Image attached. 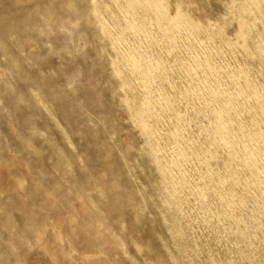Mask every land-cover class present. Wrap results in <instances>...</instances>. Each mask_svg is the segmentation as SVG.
<instances>
[{
	"label": "rangeland",
	"instance_id": "374dc122",
	"mask_svg": "<svg viewBox=\"0 0 264 264\" xmlns=\"http://www.w3.org/2000/svg\"><path fill=\"white\" fill-rule=\"evenodd\" d=\"M166 1L170 6V13L172 14H175L176 10L174 9L177 3L182 4L185 10V13L182 15L184 16L182 19L184 21L181 27L179 26L175 30H172L173 34L169 32V35L167 32H164V29L156 28L158 27L157 25H153L148 28V24H146L147 19L144 12L145 10L143 9L144 7L138 3L137 4L140 6H135L137 1H132V6L130 7L126 0H118V2L117 0H0V264H197L199 260L200 261L198 264H209L210 258H207V256H212L216 262L220 260V262L218 261V264H253V261L258 264H264V250H262L264 249V239H262L264 236V215L262 216V214H264V212L262 213V211H260L257 207H254L257 205V201L260 198H257V196L255 197V194H253L252 191L250 194L248 193V195L247 193L244 194L241 189L242 186L234 182L237 179L245 180L250 176L252 173L250 164L256 165L261 161L260 163H262L264 166V119H262L264 118V113L257 98L247 97L244 94L242 95L240 90H235L236 87L239 89V86L241 87L244 85V77L238 76L236 78V83L235 81H230L232 78L231 74L233 72H237L239 68L248 70L251 72L250 79H255H253V83L256 84V91H258V94L263 97L264 91L262 90H264V60L263 63L261 60L264 59V56L262 58L261 56L256 55L253 51V47H255V43H257L255 36L257 37L259 34L256 32V30L260 29V31H258L263 33L264 22L257 20L258 28H256V30L254 29L253 32L250 31V37L247 39V42L250 46L249 52L252 54H249L247 50H245L241 45L237 44L236 41L233 40V31L236 29L237 23L234 19H232V17L229 16L230 12L234 11L235 13H239L243 10L245 5L244 0ZM107 3L110 5H107ZM125 3H127L129 7L127 4L125 5ZM102 4L104 6H102ZM111 4L113 9L111 8ZM114 5L117 6V9L119 10H117ZM98 6H100V8ZM140 7L144 11L139 9ZM123 8L128 9L126 11V9L123 10ZM129 8H131L130 10L132 14H130ZM262 9H264V1L262 3ZM105 10L111 12L109 14L106 12L105 14ZM112 15L113 17H111ZM134 15L136 17L137 15L139 16L136 18ZM114 17H116L117 20ZM189 17L203 22L209 20V28H211L212 34L207 33L205 26L202 28V24L200 26H196L194 22H189ZM139 18L142 19L140 20ZM225 18L229 19L230 21L226 27H223L224 20L222 19ZM144 19H146V22ZM132 22L137 25H134L135 29L132 27ZM112 23H115L114 26L118 29L115 28ZM125 24L127 26H125ZM128 24L132 25L129 26ZM141 25L142 29H139ZM100 26L105 27V29L103 27L101 28ZM123 26L124 28H122ZM125 27H128L126 30L128 33L125 31ZM183 27H188V30ZM103 29L105 33L101 32ZM128 29L131 30V34H129ZM150 29L152 30L150 31ZM179 30L182 31L179 32ZM190 30H193V33H191ZM181 32L185 35L187 33L190 39L186 35L189 39L187 40L185 35L181 34ZM163 33H165V35H163ZM133 34H135V37ZM158 34L160 36H158ZM174 34L177 37H175ZM121 36H124L125 38ZM137 36L141 38V40ZM161 36L164 40L161 38ZM152 37L155 38L153 39ZM148 38L151 40H147ZM176 38H178V40ZM195 38L199 42H197ZM114 39H116L118 42L116 40L115 41L120 45L114 42ZM130 39H132L134 42ZM204 39L205 42L207 41V43L204 42ZM123 41L126 42L124 43ZM155 41L156 43L160 42L159 44L157 43L159 46L155 43ZM138 44H142L141 47L143 49ZM176 44H179V49ZM229 44L231 45V48ZM132 46L136 48H133ZM162 46L166 49H163ZM183 46L185 49H187L185 50ZM188 46H191V48ZM221 46L223 48H221ZM128 47H130L132 50H130ZM226 48H229V50ZM135 49L136 53L134 52ZM251 50L253 52H251ZM158 51H160V53ZM240 51H242L243 55ZM117 52H120L119 55ZM133 52L134 54H131ZM227 52L229 53L226 54ZM164 53L165 55L167 54L168 57L165 56L164 58ZM128 56L131 59H129ZM132 56H134V58ZM207 56L209 57L207 58ZM153 57H155V59H153ZM192 57H195V59L197 58L198 60L199 58H203L199 60L200 66L198 63V65L195 64L197 59L194 60ZM126 58H128V60H126ZM137 59L140 60L138 61ZM166 59L169 61L165 62ZM182 59L186 60V62ZM207 59L212 65L211 69L213 74H211L209 70V74L207 73V68H205L207 66ZM244 59L249 61L246 63V61L244 62ZM158 60H162L163 62ZM132 61L138 65L140 64L139 66L142 67L144 65L143 68H149L151 67L152 63L157 64V62L160 63L161 67H154L153 69L152 66L150 68L153 70H150V73L152 74L149 73L147 76L150 77H147L143 68H135V63L133 64ZM214 61L216 63H214ZM250 61L254 63L252 64ZM184 62L186 64H184ZM220 62L224 65V67ZM172 64L174 66L176 65L175 68ZM188 64L191 68H188ZM239 64H243L245 67H243V65L239 66ZM182 65L183 69H180ZM193 65L197 67H194ZM261 66L263 67L262 70ZM235 67H237V70H235ZM251 67L253 70L250 69ZM130 69L134 72L131 73L129 71ZM155 69L158 71V73H160L159 75ZM232 69L234 71H232ZM172 70H174V72ZM220 70L224 72L223 75ZM187 72H190L191 74H188ZM163 73H166V75ZM196 73H198L199 76L198 74L195 76ZM209 75L211 77H209ZM169 76L173 77L174 79H171ZM205 76L207 79H204L206 78ZM186 77H188V79ZM217 77H219V79ZM191 79H193L192 84L189 83L191 82ZM238 79L240 81H238ZM149 80L152 81V84ZM157 80L159 81L157 82ZM186 80L187 83L185 84L184 82H186ZM169 81L173 82L170 83ZM240 82H242V84ZM157 83H160V85ZM165 83H167L169 87L166 86L167 84L165 85ZM231 83L232 87L230 86ZM147 84H149V86ZM200 86H202V89ZM261 86H263V88ZM180 88L182 89V92L180 91ZM192 89L194 90L192 91ZM216 89L218 90V96H216L217 98H212L210 96V92ZM223 89H226V91L233 94V104L232 102L229 104L227 103V100L224 96L225 94H223ZM176 91L178 93H175ZM188 92H191V94ZM205 92H208V94ZM195 93L196 96H193ZM161 94L164 96L168 94V98L170 95H173L175 98L172 96V98L170 97L171 102H167L165 100L162 102L160 101V98H158ZM178 96L182 99L180 100ZM145 97L151 98L152 104L155 105L154 114H156L154 116L156 119L153 120V116L147 121L148 129L155 130H153L154 132L148 131L150 134H145L141 127L134 123V120L130 115L132 112H134L135 107L141 104V101H143V98ZM218 99L220 101H218ZM211 101H213L216 105H213ZM224 104L226 106L225 109H227L224 114V119L228 120L230 118L232 122L235 120L234 123H231V121L228 120V122L230 121L229 124L232 130V132L230 131V135H232V137L230 136L231 140L229 139L231 141L230 143L232 144L231 149H227V147L222 142L217 143V145L216 143H211V135L213 134L215 124L212 113L215 112V109L222 108L221 106ZM239 104L242 107H240ZM201 106H203V109H201ZM211 106L214 108V111ZM168 107L170 111H168ZM208 107L209 109H207ZM210 108H212L211 111ZM255 108L258 109L256 110ZM173 109L174 111H172V113L171 110ZM236 110L239 113L236 112ZM158 111H161V113H158ZM251 111L252 114L249 113ZM257 115L259 116L257 117ZM100 116H102V121L99 120ZM182 116L183 118L181 119L180 117ZM189 116L191 119H193L192 121ZM197 117H199L200 120ZM237 118H239V121H237ZM158 119H160V121ZM258 119H260V121ZM161 120H163V123ZM243 120L246 121L244 122ZM180 121L182 122L181 124ZM252 122L254 124H252ZM166 127H168V129ZM176 127H178V129ZM186 128L188 130H185ZM241 130H243L244 133ZM256 131L258 137L255 136ZM260 131L263 132V135L260 133ZM236 132L239 133L238 135H240V137H238ZM201 134H203L202 137ZM245 134H247V136H244ZM157 135L158 137H156ZM244 138L248 140L246 141ZM191 139H193L194 143L191 141ZM258 139L260 145L258 142H256ZM168 140L171 142V144L167 142ZM195 143L196 145H194ZM236 143L237 145L235 147ZM157 145L161 149L157 148ZM180 146L182 147L181 149ZM238 147H240L239 151H236ZM248 147L250 149H247ZM200 149L202 151H200ZM182 150L183 152L185 151V153H187L185 155L187 158L184 157V160H181L183 163H181L180 166L178 165L179 163L176 159L182 155ZM231 150L232 152H236L231 153ZM170 151H172V153ZM219 152H223V155ZM192 153L193 155H191ZM251 153L253 156H249ZM157 154L161 155V157H159V155L158 157L160 159L162 158L166 164H172V162L176 160V167L178 168H176V170H178V174H176V172L175 174L176 176L178 175V178L174 179V181L178 189L174 188L176 192L175 195H172V197L168 193L170 188H166L162 181V175L160 171H157L158 165L155 159ZM206 154H208L207 157ZM244 155L247 156V159L243 158L245 157ZM208 158L210 159L208 160ZM213 158H222V161L220 159L214 160ZM179 159L182 158L180 157ZM255 159L257 161L259 160V162H257ZM189 160L190 162L192 161L191 164L189 163ZM202 160L207 162L204 164ZM226 161L229 162V164ZM199 162L202 165L200 164L199 166ZM219 163L221 164L219 165ZM260 163L257 165L260 168V173L258 172V174L262 176L264 174V167ZM207 164L212 169L214 168L217 171L220 170L221 174L219 173L218 175L225 176L227 175L226 173L231 174V180L228 179L226 181V183L229 184L227 185L225 183V185L231 189H235H233L236 191L235 197H237L238 200L243 198L241 199L240 204H243L245 207L244 208L241 206L242 209L237 208V211L238 209L241 210L238 212V214L236 209L234 211H230L225 205L227 202H224L215 194H211V192L208 193V197L202 196V198L199 199L201 196L199 194V187H195L193 184H197L199 186L201 185L203 181L200 178V175L205 171L207 173L209 168ZM239 164L242 168L239 166ZM222 166L224 168H222ZM180 167L184 172L181 171ZM235 168L239 169L240 171L237 169L235 170ZM243 168H247V172L246 170L244 172ZM198 171H200V175ZM195 176L199 177L196 178ZM185 181L187 182V186L189 183L191 184V187H186ZM205 181L209 182V180ZM177 182H180V184L182 183V187H180V184ZM238 190L241 193L238 192ZM179 194H183L182 198L184 196L185 197L181 199V195ZM194 194L195 196L192 197ZM243 194L250 201H247L248 199H246ZM186 196L189 201L186 199ZM175 197L178 199V202L175 201ZM209 197L211 200H213V202L209 199ZM181 200L184 201L182 202ZM243 202H246V204ZM190 204L194 210L191 209ZM202 204L205 206L201 207ZM208 204L211 206V209ZM240 204H236V206ZM176 206H178V208ZM213 209L214 211H212ZM217 210L219 211L217 212ZM257 210L260 214L257 213ZM203 212H205V217ZM187 213L189 214L188 216ZM207 213L211 214L209 215ZM253 213H255V215H253ZM233 214L235 215V218ZM256 216L260 219H257L259 220L258 222L256 220ZM203 219H206L205 221L209 222L206 223ZM213 219L214 221H212ZM228 220H230L231 224ZM244 220L247 225L244 224ZM255 220L257 225L254 222ZM184 221H187L188 223H186L188 225ZM259 224H261V226H259ZM216 225L217 227H215ZM211 226H213V228ZM231 226L234 228V230ZM222 227L225 232L222 230ZM174 228H177L176 231ZM185 228L187 230H185ZM189 228L190 230L193 228V231H190ZM208 228H210V230ZM241 228L243 229L242 231ZM230 229L233 231L231 232ZM177 230H179L180 233ZM206 230H208V232ZM218 230L220 234L217 232ZM244 230L245 232H243ZM203 231L207 233L205 234ZM247 231H249V234H247ZM215 233L217 236L214 235ZM236 233L240 235V240L238 239L239 235ZM188 234L191 235L189 238H187V236H189ZM211 235L215 238H212ZM208 238H211L210 242ZM241 238H244L246 241L244 239L242 240ZM246 238H250L249 240H251V243L249 240L247 242ZM253 238H255V240ZM193 239L195 240V243ZM198 240L200 241L198 242ZM218 240L219 242H217ZM244 241L247 243H244ZM205 242H207L208 245ZM238 243L240 244L238 245ZM182 244H186V246H183ZM230 244L232 246H230ZM249 244H253L251 245L252 247H250ZM180 245L183 247V249ZM226 245L227 247H225ZM243 245L245 248H247L244 249ZM210 246H212L211 249ZM255 247H257L258 250ZM199 249L201 250L202 254L199 253ZM223 249H226V253L224 254ZM252 249L254 250L252 251ZM259 251L262 254L258 253ZM214 252L217 253L215 254ZM220 252L222 254H220ZM229 252L231 254V259L229 258ZM204 253L206 255L209 253L210 254L206 256ZM190 254L193 257L190 256ZM243 254L245 256H243ZM255 254L258 256H255ZM182 255H185L187 258L185 256L183 257ZM215 256H219L217 257L219 259H217ZM195 260H197L196 263ZM234 260H236V262Z\"/></svg>",
	"mask_w": 264,
	"mask_h": 264
},
{
	"label": "bare ground",
	"instance_id": "6f19581e",
	"mask_svg": "<svg viewBox=\"0 0 264 264\" xmlns=\"http://www.w3.org/2000/svg\"><path fill=\"white\" fill-rule=\"evenodd\" d=\"M127 1V3L129 4V6L131 7L132 6V1H137L134 5L135 6H137L138 4H141V6H143L144 8V10L140 7L139 9H142L144 12H145V16H146V19H147V23L146 24H148V28L149 27H151V26H153V25H157L158 27H156V28H161V29H164V32H167L168 33V35H169V32H171L172 33V30H175L176 28H178L179 26L181 27V25H182V23H183V21L184 20H182L183 19V17L184 16H182L184 13H185V10H184V7L182 6V4H180V3H177L176 4V7H175V9L174 10H176L175 11V14H172V13H170V6H169V4H168V2L166 1V0H126ZM229 1V0H228ZM263 1L264 0H244V2H245V5H244V7H243V10L241 11V12H239V13H235L234 11L233 12H230V14H229V16L230 17H232V19H234L235 21H236V29L233 31L234 32V35L232 36L233 37V40L234 41H236V43L237 44H239V45H241L245 50H247V52L249 53V54H252V53H250L249 52V44H248V42H247V39L250 37V31H252L253 32V30L255 29L256 30V28H258V24H257V22L258 21H260V22H264V9H262V3H263ZM115 2V1H114ZM117 2H118V0H117ZM113 3V2H112ZM124 3V2H123ZM127 3H125V5L127 4ZM138 3V4H137ZM240 3V2H239ZM93 4V3H92ZM96 4V3H95ZM114 4V3H113ZM120 4V3H119ZM118 4V5H119ZM128 4H127V6H128ZM224 4V3H223ZM107 5H110V4H108L107 3ZM122 5H124V4H122ZM102 6H104L103 4H102ZM115 6V5H114ZM126 6V7H127ZM128 6V7H129ZM134 6V7H135ZM138 6H140V5H138ZM93 7H94V5H93ZM93 7H92V9H93ZM99 8H100V6H98ZM121 7V6H120ZM123 7V6H122ZM125 7V6H124ZM95 8V7H94ZM106 8V7H105ZM111 8H112V4H111ZM115 8L117 9L118 7L117 6H115ZM138 8V7H137ZM109 9V8H108ZM113 9V8H112ZM112 9H110V10H112ZM122 9V8H121ZM126 8H123V10H125ZM128 9V8H127ZM127 9H126V11H127ZM131 8H129V10H130ZM226 9V8H225ZM95 10H96V8H95ZM109 10V11H110ZM117 10H119V9H117ZM128 10V11H129ZM134 10V9H133ZM92 11V10H91ZM100 11V10H99ZM113 11V10H112ZM138 11V10H137ZM93 12H95V11H93ZM106 12H108V10H105V14H106ZM111 12V11H110ZM110 12H108V14L110 13ZM115 12V11H114ZM144 12H142V13H144ZM96 13V12H95ZM126 13V12H125ZM128 13V12H127ZM174 13V12H173ZM113 14V13H112ZM116 14V13H115ZM119 14H120V12H119ZM130 14H132L131 13V10H130ZM134 14V13H133ZM135 14H136V12H135ZM139 14V13H138ZM94 15V14H93ZM102 15V14H101ZM100 15V16H101ZM114 15V14H113ZM113 15L111 16V17H113ZM128 15V14H127ZM140 15V14H139ZM139 15H137V17L139 16ZM144 15H142V16H144ZM108 16V15H107ZM115 16V15H114ZM117 16V15H116ZM120 16H123V15H120ZM133 16V15H132ZM131 16V17H132ZM135 16V15H134ZM186 16V15H185ZM68 17V16H67ZM97 17H98V15H97ZM110 17V18H111ZM136 17V16H135ZM134 17V18H135ZM136 17V18H137ZM96 18V17H95ZM114 18H116V17H114ZM190 18V17H189ZM140 20L142 19V18H139ZM139 19H138V21H139ZM146 19H144L145 20V22H146ZM97 20H98V18H97ZM116 20H117V18H116ZM120 20V19H119ZM132 20V19H131ZM144 20H142V21H144ZM222 20H224L223 21V27L225 26H227L229 23V19H227V18H225V19H222ZM258 20V21H257ZM99 21V20H98ZM97 21V22H98ZM128 21V20H127ZM221 21V20H220ZM96 22V21H95ZM113 22H114V20H113ZM118 22V21H117ZM119 22H121V21H119ZM136 22H137V20H136ZM188 22V21H187ZM189 22H194V24H196V26L197 25H203L202 26V28L205 26V29H206V31H207V33H209V34H212V30H211V28H209V26H210V23H209V20H206L205 22H203V21H198L197 19H192V18H190L189 19ZM189 22H188V24H189ZM127 23V22H126ZM130 23H131V21H130ZM133 23V22H132ZM185 23V22H184ZM98 24V23H97ZM113 24V26H114V24L115 23H112ZM142 24V23H141ZM188 24H187V26H188ZM100 25V24H99ZM102 25H103V23H102ZM118 25H119V23H118ZM122 25V24H121ZM129 25V24H128ZM132 25V24H131ZM131 25H129V26H131ZM134 25L135 26H137L136 24H134L133 23V25H132V27L134 28ZM143 25V24H142ZM142 25H141V27L139 28V29H142ZM186 25V24H185ZM190 25V24H189ZM192 25V24H191ZM220 25H221V23H220ZM104 26V25H103ZM102 26V27H103ZM125 26H127L126 24H125ZM144 26V25H143ZM230 26V25H229ZM261 26V25H260ZM101 27V26H100ZM101 27V28H102ZM115 27V26H114ZM121 27V26H120ZM132 27H131V29H132ZM189 27V26H188ZM188 27L186 28V27H183V28H186L187 30H188ZM193 27V26H192ZM104 29H105V27H103ZM115 28H117V27H115ZM122 28H124V26L122 27ZM126 28V27H125ZM128 28V27H127ZM127 28L125 29V31L127 30ZM147 28V27H146ZM155 28V27H154ZM155 28V29H156ZM167 28H169V29H167ZM208 28V29H207ZM104 29L101 31V32H104ZM110 29V28H109ZM118 29V28H117ZM135 29V28H134ZM191 29V28H190ZM199 29V28H198ZM197 29V30H198ZM222 29V28H221ZM101 30V29H100ZM115 30V29H114ZM113 30V31H114ZM120 30V29H119ZM129 30V29H128ZM144 30V29H143ZM152 29H150V31H151ZM194 30V29H193ZM193 30L191 31V33H193ZM204 30V29H203ZM259 31H260V29H258ZM258 30H256V32L257 33H259L258 34V36L256 37L255 36V39H257V43H255L256 45H255V47H253V51H254V53L256 54V55H258V56H261L262 58H263V56H264V32L262 33V32H259ZM107 31V30H106ZM113 31H112V33H113ZM116 31V30H115ZM118 31V30H117ZM124 31V30H123ZM130 31L131 30H129V34H131L130 33ZM135 31V30H134ZM140 31V30H139ZM138 31V32H139ZM158 31V30H157ZM156 31V32H157ZM180 31H182V30H179V32ZM190 31H188V32H190ZM223 31V30H222ZM221 31V32H222ZM262 31V30H261ZM127 32V31H126ZM137 32V33H138ZM141 32V31H140ZM147 32V31H146ZM153 32V31H152ZM155 32V33H156ZM178 32V31H177ZM186 32V31H185ZM195 32V31H194ZM200 32V31H199ZM251 32V33H252ZM105 33V32H104ZM125 33V32H124ZM128 33V32H127ZM143 33V32H142ZM160 33H161V31H160ZM206 33V32H205ZM219 33V32H218ZM107 34H109V33H107ZM114 34H116V33H114ZM119 34V33H118ZM120 34H121V32H120ZM119 34V35H120ZM145 34V33H144ZM144 34H143V36H144ZM149 34V33H148ZM147 34V35H148ZM173 34V33H172ZM178 34V33H177ZM181 34H184V33H182L181 32ZM180 34V35H181ZM228 34V33H227ZM263 34V35H262ZM110 35V34H109ZM112 35V34H111ZM135 34H133V36H134ZM139 35V34H138ZM163 35H165V33H163ZM167 35V34H166ZM185 35V34H184ZM186 35H187V33H186ZM185 35V37L187 38V36ZM199 35V34H198ZM106 36V35H105ZM128 36V35H127ZM140 36V35H139ZM151 36H153V35H151ZM158 36H160L159 34H158ZM174 36H175V34H174ZM221 36H222V34H221ZM121 37H124V36H121ZM135 37V36H134ZM133 37V38H134ZM138 37V36H137ZM168 37V36H167ZM171 37V36H170ZM175 37H177V36H175ZM181 37V36H180ZM184 37V36H183ZM196 37V36H195ZM199 37V36H198ZM254 37V36H253ZM106 38V37H105ZM125 38V37H124ZM139 38V37H138ZM153 38V37H152ZM155 38V37H154ZM153 38V39H154ZM161 38H162V36H161ZM160 38V39H161ZM169 38V37H168ZM168 38H166V39H168ZM188 38H189V36H188ZM187 38V40H189ZM199 38H201V37H199ZM112 39V38H111ZM117 39H118V37H117ZM127 39V38H126ZM136 39V38H135ZM140 40H141V38H139ZM163 39V38H162ZM165 39V40H166ZM172 39V38H171ZM177 40H178V38H176ZM181 39H182V37H181ZM196 39V38H195ZM116 39H114V42H116L115 41ZM124 40V39H123ZM130 40H132V39H130ZM130 40H129V43H130ZM145 40H146V37H145ZM147 40H151V39H147ZM156 40V39H155ZM164 40V39H163ZM213 40V39H212ZM259 40V41H258ZM127 41V40H126ZM126 41H123L124 43L126 42ZM133 41V40H132ZM137 41V40H136ZM170 41V40H169ZM185 41V40H184ZM191 41H192V39H191ZM196 41H197V39H196ZM211 41V40H210ZM118 42V41H117ZM116 42V43H117ZM134 42V41H133ZM142 42V41H141ZM147 42V41H146ZM150 42H152V41H150ZM154 42V41H153ZM167 42V41H166ZM172 42V41H171ZM170 42V43H171ZM174 42V41H173ZM197 42H199V41H197ZM202 42V41H201ZM204 42H205V39H204ZM228 42V41H227ZM115 43V44H116ZM122 43V42H121ZM136 43V42H135ZM134 43V44H135ZM144 43H145V41H144ZM155 43H156V41H155ZM158 44L160 43V42H157ZM156 43V44H157ZM164 43V42H163ZM167 43H169V42H167ZM176 43V42H175ZM175 43H174V45H175ZM178 43V42H177ZM187 43V42H186ZM185 43V44H186ZM205 43H207V41L205 42ZM254 43V42H253ZM117 44H119V43H117ZM134 44H132V45H134ZM150 44V43H149ZM157 44V45H158ZM171 44H173V43H171ZM194 44H195V42H194ZM211 44H212V42H211ZM223 44H224V42H223ZM120 45V44H119ZM122 45V44H121ZM124 45H126V44H124ZM138 45H140V47H141V45L142 44H138ZM146 45V44H145ZM153 45V44H152ZM165 45H166V43H165ZM177 45V44H176ZM179 45V44H178ZM178 45H177V47H178ZM187 45V44H186ZM190 45V44H189ZM192 45V44H191ZM200 45V44H199ZM207 45V44H206ZM227 45H228V43H227ZM230 45V44H229ZM114 46H117V45H114ZM128 46V45H127ZM151 46V45H150ZM159 46V45H158ZM167 46H168V44H167ZM166 46V47H167ZM196 46H197V44H196ZM195 46V47H196ZM207 46H209V45H207ZM206 46V47H207ZM213 46V45H212ZM211 46V47H212ZM225 46V45H224ZM233 46V45H232ZM131 47V46H130ZM130 47H128V48H130ZM133 47V46H132ZM147 47H148V45H147ZM152 47V46H151ZM172 47V46H171ZM184 47V46H183ZM188 47H190L191 48V46H188ZM194 47V48H195ZM219 47V46H218ZM229 47V46H228ZM118 48V47H117ZM116 48V49H117ZM120 48V47H119ZM127 48V47H126ZM133 48H136V47H133ZM142 48V47H141ZM156 48H157V46H156ZM160 48V47H159ZM162 48H163V46H162ZM176 48V47H175ZM193 48V49H194ZM215 48V47H214ZM213 48V49H214ZM221 48H223L222 46H221ZM230 48H231V45H230ZM123 49V48H122ZM121 49V50H122ZM143 49V48H142ZM146 49V48H145ZM150 49V48H149ZM163 49H166V48H163ZM173 49V48H172ZM178 49H179V47H178ZM184 49H185V47H184ZM187 49V48H186ZM185 49V50H186ZM203 49V48H202ZM208 49V48H207ZM216 49V48H215ZM226 49H228L229 50V48H226ZM234 49V48H233ZM124 50V49H123ZM122 50V51H123ZM130 50H132L131 48H130ZM141 50V49H140ZM140 50H138V51H140ZM154 50V49H153ZM160 50V49H159ZM169 50V49H168ZM201 50V49H200ZM206 50V49H205ZM212 50V49H211ZM211 50H210V53H211ZM223 50V49H222ZM232 50V49H231ZM240 50V49H239ZM117 51V50H116ZM167 51V50H166ZM172 51V50H171ZM176 51H178V50H176ZM192 51V50H191ZM198 51V50H197ZM203 51H204V49H203ZM209 51V50H208ZM213 51V50H212ZM218 51V50H217ZM252 50H251V52H253ZM128 52V51H127ZM135 53H136V49H135V51H134ZM134 52L133 53H131V54H134ZM140 52H142V51H140ZM159 53H160V51H158ZM168 52V51H167ZM173 52V51H172ZM179 52V51H178ZM182 52V51H181ZM187 52V51H186ZM205 52V51H204ZM223 52V51H222ZM221 52V53H222ZM233 52V51H232ZM241 52V54H242V51H240ZM120 53V52H119ZM119 53L117 52V54L119 55ZM154 53H157V52H154ZM169 53V52H168ZM200 53V52H199ZM220 53V52H219ZM224 53V52H223ZM229 52H227L226 54H228ZM130 54V53H129ZM130 54V55H131ZM146 54V53H145ZM148 54H149V52H148ZM162 54V53H161ZM179 54V53H178ZM198 54V53H197ZM204 54V53H203ZM218 54V53H217ZM123 55V54H122ZM121 55V56H122ZM140 55V54H139ZM138 55V56H139ZM164 55V58H165V56H167V54L165 55V53L163 54ZM192 55V54H191ZM190 55V56H191ZM195 55V54H194ZM201 55V54H200ZM199 55V56H200ZM205 55H206V53H205ZM207 55H208V52H207ZM225 55V54H224ZM223 55V56H224ZM231 55V54H230ZM243 55V54H242ZM142 56V55H141ZM145 56V55H144ZM153 56H155V55H153ZM159 56V55H158ZM157 56V57H158ZM176 56V55H175ZM179 56H180V54H179ZM185 56V55H184ZM196 56V55H195ZM202 56V55H201ZM221 56V55H220ZM219 56V57H220ZM226 56V55H225ZM237 56V55H236ZM129 57V56H128ZM133 58H134V56H132ZM140 57V56H139ZM168 57V56H167ZM166 57V58H167ZM173 57V56H172ZM178 57V56H177ZM182 57H183V55H182ZM197 57V56H196ZM209 56H207V58H208ZM215 57H217V56H215ZM235 57V56H234ZM118 58H119V56H118ZM124 58V57H123ZM133 58H132V60H133ZM138 58V57H137ZM147 58V57H146ZM148 58H149V56H148ZM160 58H161V56H160ZM175 58V57H174ZM184 58V57H183ZM193 58V57H192ZM221 58V57H220ZM244 58V57H243ZM245 58H246V56H245ZM129 59H131L130 57H129ZM143 59V58H142ZM153 59H155V57H153ZM181 59V58H180ZM194 60H196L195 59V57L193 58ZM201 59H203V58H201ZM200 58H199V60H201ZM211 59H212V57H211ZM224 59H226V58H224ZM235 59H236V57H235ZM237 59H239V58H237ZM119 60H121V59H119ZM126 60H128V58H126ZM138 60V59H137ZM140 60V59H139ZM138 60V61H139ZM175 60V59H174ZM173 60V61H174ZM182 60H184V59H182ZM188 60V59H187ZM198 59L196 60V65H198L199 63H200V61H199ZM205 60V59H204ZM220 60V59H219ZM223 60V59H222ZM263 60L264 59H262L261 60V62L263 63ZM135 61V60H134ZM144 61V60H143ZM147 61V60H146ZM151 61V60H150ZM149 61V62H150ZM153 61V60H152ZM156 61V60H155ZM154 61V62H155ZM158 61H161V62H163L162 60H158ZM169 60H165V62H168ZM180 61V60H179ZM185 62H186V60H184ZM189 61V60H188ZM216 61V60H215ZM214 61V63H216ZM232 61V60H231ZM246 60L244 59V62H245ZM249 60H247L246 61V63L248 62ZM253 61V60H252ZM122 62V61H121ZM128 62V61H127ZM137 62V61H136ZM141 62V61H140ZM140 62H138V63H140ZM176 62H178V61H176ZM176 62H175V64H176ZM184 62V64H186ZM210 62H212V61H210ZM234 62V61H233ZM251 62V61H250ZM258 62V61H257ZM132 63H133V61H132ZM135 63V62H134ZM133 63V64H134ZM179 63V62H178ZM191 63V62H190ZM194 63V62H193ZM198 63V64H197ZM221 63V62H220ZM224 63H225V61H224ZM236 63V62H235ZM242 63V62H241ZM252 63V62H251ZM254 63V62H253ZM252 63V64H253ZM146 64V63H145ZM162 64V63H161ZM170 64V63H169ZM173 64H174V62H173ZM172 64V65H173ZM194 64V65H195ZM219 64V63H218ZM140 65V64H139ZM137 63H135L134 64V66H135V68H138V67H142V66H139ZM143 65V64H142ZM149 65V64H148ZM147 65V66H148ZM189 65V64H188ZM188 65H187V67H188ZM193 65V66H194ZM221 65H223L222 63H221ZM235 65V64H234ZM241 65H243V64H239V66H241ZM249 65V64H248ZM254 65H256V64H254ZM262 65V64H261ZM263 65H264V63H263ZM130 66H131V64H130ZM133 66V67H134ZM153 66V67H152ZM168 66V65H167ZM174 66V65H173ZM176 66V65H175ZM175 66H174V68H175ZM178 66H179V64H178ZM193 66H192V68H193ZM199 66H200V64H199ZM199 66H198V68H199ZM201 66H203V65H201ZM206 66V65H205ZM211 64L209 63V60L207 59V66L205 67V68H207V73H208V70L211 72V74H213V72H212V69H211ZM235 66H237V65H235ZM250 66H251V64H250ZM249 66V67H250ZM253 66V65H252ZM143 67H144V65H143ZM142 67V68H143ZM146 67V66H145ZM151 67L154 69V67H156V68H159V67H161V65H160V63H158L157 62V64H153L152 63V65H151ZM151 67H146V68H143V70H144V73L146 74V76L147 75H149V73H150V70H152V69H150ZM164 67V66H163ZM162 67V68H163ZM169 67V66H168ZM167 67V68H168ZM171 67V66H170ZM183 67V65L181 66V68L180 69H183L182 68ZM186 67V66H185ZM184 67V68H185ZM194 67H197V66H194ZM223 67H224V65H223ZM226 67H227V65H226ZM234 67V66H233ZM243 67H245L244 65H243ZM248 67V66H247ZM254 67V66H253ZM127 68V67H126ZM167 68H166V70H167ZM188 68H191L190 67V65H189V67ZM187 68V69H188ZM201 68H203V67H201ZM213 68V67H212ZM232 68V67H231ZM237 67H235V70H237L236 69ZM262 66H261V70H262ZM176 69H177V67H176ZM216 69V68H215ZM214 69V70H215ZM219 69V68H218ZM228 69V68H227ZM241 69V70H240ZM243 68H239V70L237 71V72H233L232 74H231V79H230V81L232 80V81H235V83H236V78L239 76H242V77H244V79H245V82H244V85H242L241 87L239 86V89H238V87H236L235 88V90H240V92H241V94L243 95H245V96H247V97H254V98H257L258 100H259V104H260V107H261V109L263 110V113H264V95H263V97L261 96V95H259L258 94V91H256V84H254L253 83V79L254 78H252V80L250 79V73L251 72H249L248 70H242ZM245 69H247V68H245ZM250 69H252V67L250 68ZM249 69V70H250ZM127 70V69H126ZM133 70V69H132ZM136 70V69H135ZM156 70V69H155ZM159 70V69H158ZM164 70V69H163ZM171 70V69H170ZM201 70V69H200ZM226 70V69H225ZM224 70V71H225ZM253 70V69H252ZM258 70V69H257ZM131 73L132 72H134V71H131V69L129 70ZM138 71V70H137ZM141 71H142V69H141ZM153 71V70H152ZM157 71V70H156ZM169 71V70H168ZM173 72H174V70H172ZM185 71H187V70H185ZM191 71V70H190ZM193 72H195L194 70H192ZM206 71V70H205ZM216 71V70H215ZM221 71V70H220ZM227 71V70H226ZM232 71H234L233 69H232ZM255 71V70H254ZM253 71V72H254ZM165 72V71H164ZM167 72V71H166ZM171 72V71H170ZM173 72H171V73H173ZM179 72V71H178ZM197 72V71H196ZM202 72V71H201ZM222 72V71H221ZM260 72V71H259ZM129 73V72H128ZM139 73H140V71H139ZM157 73H158V71H157ZM183 73V72H182ZM181 73V74H182ZM188 74H191L190 72H187ZM219 73V72H218ZM223 73L224 72H222V75H223ZM255 73V72H254ZM264 73V72H263ZM262 73V74H263ZM130 74V73H129ZM150 74H152V73H150ZM160 73H158V75H159ZM164 74V73H163ZM174 74V73H173ZM198 73H196L195 74V76L197 75ZM201 74H203V73H201ZM200 74V75H201ZM204 74H206V73H204ZM209 74V73H208ZM207 74V75H208ZM220 74V73H219ZM256 74H258V73H256ZM261 74V75H262ZM135 75V74H134ZM139 75V74H138ZM157 75V74H156ZM164 75H166V73L164 74ZM172 75V74H171ZM180 75V74H179ZM193 75V74H192ZM218 75V74H217ZM229 75V74H228ZM131 76V75H130ZM178 76V75H177ZM186 76V75H185ZM190 76V75H189ZM198 76H199V74H198ZM147 77H150V76H147ZM158 77V76H157ZM169 77H171V76H169ZM181 77V76H180ZM191 77V76H190ZM206 77V76H205ZM209 77H211L210 75H209ZM215 77V76H214ZM258 77V76H257ZM263 77H264V74H263ZM133 78V77H132ZM143 78V77H142ZM163 78H164V76H163ZM167 78V77H166ZM173 77H171V79H172ZM187 79H188V77H186ZM195 78V77H194ZM218 79H219V77H217ZM259 78V77H258ZM257 78V79H258ZM131 79V78H130ZM158 79V78H157ZM174 79V78H173ZM201 79V78H200ZM204 79H207V77L206 78H204ZM218 79H217V82H218ZM239 79H241V78H239ZM238 79V81H240ZM133 80V79H132ZM192 80L193 79H191V82H189L190 84H192ZM227 80V79H226ZM255 80V79H254ZM260 80V79H259ZM258 80V81H259ZM139 81H140V79H139ZM145 81H146V77H145ZM150 81V80H149ZM159 80H157V82H158ZM165 81V80H164ZM168 81V80H167ZM197 81H201V80H197ZM207 81H209V80H207ZM214 81V80H213ZM222 81V80H221ZM224 81V80H223ZM237 81V82H238ZM144 82V81H143ZM151 82V84H152V81H150ZM170 82V81H169ZM173 81H171L170 83H172ZM180 82V81H179ZM216 82V81H215ZM214 82V83H215ZM263 82V81H262ZM133 83H134V81H133ZM136 83V82H135ZM161 83V82H160ZM160 83H157L158 85H160ZM178 83V82H177ZM183 83V82H182ZM185 84L187 83V80H186V82H184ZM183 83V84H184ZM199 83V82H198ZM203 83V82H202ZM208 83V82H207ZM220 83H222V82H220ZM233 83V82H232ZM232 83H231V87H232ZM241 84H242V82H240ZM141 84V83H140ZM139 84V85H140ZM151 84H150V86H151ZM154 84H156V83H154ZM162 84H163V81H162ZM167 83H165V85H166ZM179 84V83H178ZM177 84V85H178ZM181 84V83H180ZM204 84V83H203ZM210 84V83H209ZM226 84V83H225ZM137 85V84H136ZM136 85H134V86H136ZM142 85V84H141ZM144 85V84H143ZM146 85V84H145ZM148 86H149V84H147ZM194 85V84H193ZM200 85V84H199ZM207 85V84H206ZM229 85V84H228ZM235 85V84H234ZM238 85V84H237ZM240 85V84H239ZM132 86H133V84H132ZM166 86H168L169 87V85L167 84ZM173 86H175V85H173ZM189 86V85H188ZM213 86V85H212ZM218 86V85H217ZM222 86V85H221ZM257 86H258V84H257ZM140 87H142V86H140ZM160 87V86H159ZM163 87V86H162ZM172 87V86H171ZM186 87H187V85H186ZM192 87V86H191ZM195 87V86H194ZM201 87V89H202V86H200ZM205 87V86H204ZM228 87V86H227ZM230 87V88H231ZM262 88H263V86H261ZM146 88V87H145ZM156 88H157V86H156ZM181 88H182V86H181ZM180 88V91L182 90ZM188 88V87H187ZM190 88V87H189ZM193 88V87H192ZM224 88V87H223ZM260 88V87H259ZM147 89V88H146ZM151 89V88H150ZM159 89V88H158ZM157 89V90H158ZM171 89V88H170ZM185 89V88H184ZM195 89H197V88H195ZM143 90H144V88H143ZM173 90H174V88H173ZM186 90V89H185ZM194 89H192V91H193ZM205 90V89H204ZM259 90V89H258ZM145 91V90H144ZM222 91V90H221ZM262 91H264V90H262ZM150 92H152V91H150ZM149 92V93H150ZM161 92V91H160ZM167 92V91H166ZM170 92V91H169ZM182 92V91H181ZM186 92V91H185ZM203 92V91H202ZM260 92V91H259ZM142 93V92H141ZM156 93V92H155ZM154 93V94H155ZM175 93H178L177 91L175 92ZM180 93V92H179ZM188 93H190L191 94V92H188ZM199 93V92H198ZM205 93H207L208 94V92H205ZM128 94V93H127ZM160 94V93H159ZM189 94V95H190ZM200 94V93H199ZM202 94V93H201ZM223 94H225L224 96H225V99L227 100V103L229 104L230 102H232V98H233V94L231 93V92H228V91H226V89H223ZM236 94V93H235ZM262 94H263V92H262ZM141 95V94H140ZM168 95V94H167ZM167 95H163V94H161L160 95V97H158V98H160V101H170L171 99H170V97L172 98V96L170 95V97L168 98V96ZM181 95H183V94H181ZM147 96H148V94H147ZM150 96V95H149ZM152 96H153V94H152ZM151 96V97H152ZM176 96V95H175ZM193 96H196V93H195V95H193ZM206 96V95H205ZM210 96L212 97V98H214V97H216V96H218V90L216 89V90H213V91H211L210 92ZM223 96V97H224ZM144 97V96H143ZM174 97V96H173ZM179 97V96H178ZM197 97H198V95H197ZM196 97V98H197ZM200 97V96H199ZM202 97V96H201ZM153 98V97H152ZM165 98V99H164ZM175 98V97H174ZM180 98V97H179ZM189 98V97H188ZM203 98V97H202ZM205 98H207V97H205ZM217 98V97H216ZM219 98H221V97H219ZM140 99V98H139ZM156 99V98H155ZM178 99V98H177ZM176 99V100H177ZM182 98H180V100H181ZM185 99V98H184ZM192 99H194V98H192ZM200 99V98H199ZM198 99V100H199ZM223 99V98H222ZM175 100V99H174ZM186 100V99H185ZM189 100V99H188ZM203 100V99H202ZM216 100V99H215ZM234 100V99H233ZM240 100V99H239ZM245 100V99H244ZM250 100V99H249ZM248 100V101H249ZM200 101V100H199ZM207 101V100H206ZM218 101H220L219 99H218ZM257 101V100H256ZM128 102V101H127ZM126 102V103H127ZM157 102V101H156ZM171 102V101H170ZM174 102H176V101H174ZM173 102V103H174ZM182 102V101H181ZM184 102V101H183ZM190 102H193V101H190ZM202 102V101H201ZM242 102V101H241ZM252 102H254V101H252ZM158 103V102H157ZM156 103V104H157ZM166 103V102H165ZM189 103V102H188ZM196 103V102H195ZM194 103V104H195ZM204 103V102H203ZM207 103H208V101H207ZM211 103H213V105H216L213 101H211ZM210 103V104H211ZM244 103H246V102H244ZM250 103V102H249ZM167 104V103H166ZM172 104V103H171ZM175 104V103H174ZM183 104V103H182ZM202 104V103H201ZM232 104H233V102H232ZM242 104V103H241ZM255 104V103H254ZM161 105V104H160ZM173 105V104H172ZM190 105V104H189ZM191 105H193V104H191ZM198 105V104H197ZM206 105V104H205ZM153 106H154V108H153ZM158 106V105H157ZM165 106V105H164ZM177 106H178V103H177ZM186 106V105H185ZM200 106V105H199ZM204 106V105H203ZM203 106H201V109H203L202 107ZM239 106H240V104H239ZM254 106V105H253ZM158 107H160V106H158ZM166 107V106H165ZM187 107V106H186ZM195 107V106H194ZM209 107H210V105H209ZM209 107L207 108V109H209ZM212 107V106H211ZM222 108H219V109H215V112L214 113H212V115L214 116V130H213V134L211 135V133H210V135H211V143H216V145H217V143H223L226 147H227V149H231V147H232V144L230 143L231 141V137H232V135H230V131L232 132V130H231V127H230V121H231V123H234L235 122V120H234V122H232V120H230V118L228 119V120H230L229 122H228V120L226 121L225 119H224V114H225V111L227 110V109H225V104L224 105H222L221 106ZM240 107H242V106H240ZM248 107V106H247ZM250 107H251V105H250ZM157 108V107H156ZM162 108V107H161ZM164 108V107H163ZM213 108V107H212ZM212 108H210V111H211V109ZM217 108V107H216ZM229 108V107H228ZM238 109H240L239 107H237ZM236 108V109H237ZM154 109H155V105L154 104H152V99L151 98H147V97H145V98H143V101H141V104L140 105H138L137 107H135V110H134V112H132L130 115H131V117L133 118V120H134V123H136L138 126H140L141 127V129L144 131V133L145 134H150L148 131H151V132H154L153 130H149L148 129V126H147V121L148 120H150L155 114H154ZM159 109V108H158ZM198 109H199V107H198ZM231 109H232V107H231ZM256 109V108H255ZM258 109V108H257ZM256 109V110H257ZM160 110V109H159ZM179 110V109H178ZM185 110V109H184ZM195 110V109H194ZM168 111H170V109H169V107H168ZM172 111H174V109L173 110H171V112ZM175 111H176V108H175ZM202 111H204V110H202ZM201 111V112H202ZM206 111H208V110H206ZM213 111H214V108H213ZM230 111V110H229ZM241 111V110H240ZM259 111V110H258ZM257 111V112H258ZM129 112V111H128ZM166 112V111H165ZM164 112V113H165ZM185 112V111H184ZM198 112V111H197ZM235 112V111H234ZM236 112H238L237 110H236ZM158 113H161V111L159 112L158 111ZM173 113V112H172ZM177 113V112H176ZM187 113V112H186ZM185 113V114H186ZM195 113V112H194ZM200 113V112H199ZM203 113V112H202ZM229 113H231V112H229ZM239 113V112H238ZM248 113V112H247ZM249 113H251L252 114V111L251 112H249ZM260 113V112H259ZM166 114V113H165ZM182 114V113H181ZM180 114V115H181ZM184 114V113H183ZM201 114V113H200ZM228 114V113H227ZM226 114V115H227ZM236 114V113H235ZM255 114V113H254ZM160 115H162V114H160ZM169 115V114H168ZM172 115V114H171ZM199 115V114H198ZM230 115V114H229ZM240 115V114H239ZM127 116H128V114H127ZM164 116V115H163ZM162 116V117H163ZM167 116V115H166ZM176 116V115H175ZM179 116V115H178ZM185 116V115H184ZM195 116V115H194ZM209 116V115H208ZM242 116V115H241ZM256 116V115H255ZM259 115H257V117H258ZM130 117V118H131ZM159 117V116H158ZM172 117H173V115H172ZM186 117V116H185ZM190 117V116H189ZM227 117V116H226ZM234 117V116H233ZM244 117V116H243ZM242 117V118H243ZM250 117V116H249ZM263 117V116H262ZM160 118V117H159ZM181 119L183 118V116L182 117H180ZM192 118H194V117H192ZM198 119H199V117H197ZM197 118H196V120H197ZM211 118H212V116H211ZM156 118H155V116H154V119L153 120H155ZM161 119V118H160ZM160 119H158L159 121H160ZM190 119H191V117H190ZM202 119V118H201ZM209 119V118H208ZM213 119V118H212ZM232 119H234V118H232ZM238 120L237 121H239V118H237ZM244 119V118H243ZM251 119V118H250ZM255 119V118H254ZM262 119H264V118H262ZM99 120L100 121H102V116H100V118H99ZM172 120V119H171ZM193 119H191V121H192ZM195 120V121H196ZM200 120V119H199ZM205 120V119H204ZM259 121H260V119H258ZM165 121H167V120H165ZM190 121V120H189ZM244 121V120H243ZM246 121V120H245ZM244 121V122H245ZM252 121H253V119H252ZM256 121V120H255ZM254 121V122H255ZM152 122V121H151ZM155 122V121H154ZM153 122V123H154ZM161 122L163 123V120H161ZM243 122V123H244ZM263 122V121H262ZM157 123H159V122H157ZM182 122L180 121V124H181ZM188 123V122H187ZM194 123V122H193ZM196 123V122H195ZM210 123H212V122H210ZM237 123V122H236ZM242 123V122H241ZM256 123H257V121H256ZM255 123V124H256ZM261 123V122H260ZM135 124V125H136ZM152 124V123H151ZM155 124V123H154ZM201 124V123H200ZM252 124H254L253 122H252ZM259 124V123H258ZM263 124H264V122H263ZM191 125V124H190ZM237 125H238V123H237ZM242 125V124H241ZM240 125V126H241ZM257 125V124H256ZM256 125H255V128H256ZM158 126H160V125H158ZM157 126V127H158ZM166 126H167V124H166ZM196 126V125H195ZM198 126V125H197ZM201 126V125H200ZM209 126V125H208ZM212 126V125H211ZM233 126V125H232ZM244 126H246V125H244ZM151 127V126H150ZM154 127V126H153ZM152 127V128H153ZM156 127V128H157ZM165 127V126H164ZM187 127V126H186ZM192 127H193V125H192ZM203 127V126H202ZM248 127H249V125H248ZM254 127V126H253ZM258 127V126H257ZM167 129H168V127H166ZM177 129H178V127H176ZM175 128V129H176ZM196 128V127H195ZM233 128V127H232ZM239 128H241V127H239ZM244 128H246V127H244ZM158 129V128H157ZM182 129H183V127H182ZM233 129H235V128H233ZM238 129V128H237ZM243 129V128H242ZM253 129V128H252ZM141 130V131H142ZM163 130V129H162ZM172 130V129H171ZM185 130H188L187 128L185 129ZM142 131V132H143ZM160 131V130H159ZM173 131V130H172ZM179 131H180V129H179ZM201 131V130H200ZM209 131V130H208ZM235 131H237V130H235ZM241 131H243V130H241ZM249 131H250V128H249ZM264 131V130H263ZM178 132V131H177ZM185 132V131H184ZM186 132H188V131H186ZM159 133V132H158ZM237 133V135L239 134L238 132H236ZM235 133V134H236ZM243 133H244V131H243ZM247 133V132H246ZM249 133H251V132H249ZM260 133H262V135H263V132H261L260 131ZM160 134V133H159ZM164 134V133H163ZM167 134V133H166ZM178 134V133H177ZM179 134H181V133H179ZM185 134V133H184ZM196 134H197V132H196ZM206 134H208V133H206ZM205 134V135H206ZM253 134H254V132H253ZM252 134V135H253ZM256 135V137H258L257 136V131H256V133H255ZM156 135V134H155ZM169 135V134H168ZM173 135V134H172ZM198 135V134H197ZM202 135L203 134H201V137H202ZM185 136V135H184ZM231 136V137H230ZM235 136V135H234ZM244 136H247V134H245ZM255 136H253V137H255ZM259 136H260V134H259ZM147 137H148V135H147ZM156 137H158V135L156 136ZM162 137V136H161ZM165 137V136H164ZM173 137H174V135H173ZM186 137V136H185ZM189 137V136H188ZM194 137V136H193ZM198 137H199V135H198ZM209 137V136H208ZM237 137V136H236ZM238 137H240V135H238ZM255 137V138H256ZM149 138V137H148ZM179 138V137H178ZM260 138V137H259ZM263 138V137H262ZM168 139V138H167ZM170 139V138H169ZM180 139V138H179ZM197 139V138H196ZM230 139V140H229ZM233 139V138H232ZM237 139V138H236ZM244 139H246V138H244ZM251 139V138H250ZM160 140H161V138H160ZM164 140V139H163ZM174 140H175V138H174ZM234 140V139H233ZM242 140V139H241ZM240 140V141H241ZM248 139H246V141H247ZM166 141V140H165ZM181 141V140H180ZM191 141H193V139H191ZM197 141V140H196ZM203 141V140H202ZM209 141V140H208ZM154 142V141H153ZM156 142V141H155ZM167 142H169V140L167 141ZM166 142V143H167ZM178 142H179V140H178ZM186 142V141H185ZM199 142V141H198ZM239 142V141H238ZM256 142H258V144H259V139H258V141H256ZM170 144H171V142H169ZM193 143H194V141H193ZM209 143V142H208ZM240 143V142H239ZM248 143V142H247ZM165 144V143H164ZM183 144V143H182ZM181 144V145H182ZM253 144H255V143H253ZM154 145V144H153ZM159 145V144H158ZM157 145V146H158ZM168 145V144H167ZM175 145V144H174ZM178 145V144H177ZM189 145V144H188ZM194 145H196V143L194 144ZM205 145V144H204ZM212 145H214V144H212ZM236 145H237V143L235 144V147H236ZM247 145V144H246ZM245 145V146H246ZM260 145V144H259ZM160 146V145H159ZM157 147V148H160V147ZM173 146V145H172ZM184 146V145H183ZM202 146V145H201ZM206 146V145H205ZM245 146H244V148H245ZM161 147H162V145H161ZM185 147H187V146H185ZM189 147H190V145H189ZM198 147V146H197ZM214 147V146H213ZM234 147V148H235ZM243 147V146H242ZM253 147V146H252ZM155 148V147H154ZM182 147L180 146V149H181ZM191 148H193V147H191ZM203 148V147H202ZM217 148V147H216ZM239 148L240 147H238V149L236 150V151H239ZM254 148V147H253ZM261 148V147H260ZM161 149V148H160ZM167 149V148H166ZM175 149V148H174ZM173 149V150H174ZM212 149V148H211ZM221 149V148H220ZM219 149V150H220ZM233 149V148H232ZM236 149V148H235ZM242 149V148H241ZM247 149H250L249 147L247 148ZM252 149V148H251ZM257 149V148H256ZM155 150H157V149H155ZM198 150V149H197ZM216 150V149H215ZM225 150V149H224ZM243 150V149H242ZM241 150V151H242ZM246 150V149H245ZM164 151H166V150H164ZM179 151V150H178ZM185 151H186V148H185ZM185 151L183 152V150H182V155L180 156L182 159H176L177 161H178V165H180L181 163H183V162H181V160H184V157H186L185 155L187 154V153H185ZM194 151V150H193ZM199 151V150H198ZM200 151H202L201 149H200ZM235 151V152H236ZM249 151V150H248ZM252 151V150H251ZM159 152V151H158ZM163 152V151H162ZM167 152H169V151H167ZM171 153H172V151H170ZM174 152H175V150H174ZM189 152V151H188ZM215 152H217V151H215ZM235 152H232V150H231V153H235ZM264 152V151H263ZM179 153V152H178ZM199 153V152H198ZM219 153H221V152H219ZM228 153V152H227ZM230 153V152H229ZM240 153V152H239ZM238 153V154H239ZM252 153H253V151H252ZM249 154V156L250 155H252L253 156V154ZM255 153V152H254ZM259 153V152H258ZM164 154V153H163ZM175 154H177V153H175ZM174 154V155H175ZM200 154V153H199ZM204 154V153H203ZM217 154V153H216ZM222 155H223V152L221 153ZM220 154V155H221ZM244 154V153H243ZM246 154V153H245ZM158 155L159 154H157V157H158ZM168 155V154H167ZM191 155H193V153L191 154ZM205 155V154H204ZM207 155L208 154H206V157H207ZM229 155V154H228ZM233 155V154H232ZM248 155V154H247ZM255 155V154H254ZM260 155V154H259ZM164 156H165V154H164ZM178 156V155H177ZM188 156V155H187ZM201 156H203V155H201ZM231 156V155H230ZM234 156V155H233ZM232 156V157H233ZM240 156V155H239ZM245 156V155H244ZM155 158L156 159V162H157V165H158V169H157V171L159 170L160 171V173H161V175H162V181H163V183H164V185L166 186V188L167 187H169L170 188V191H168V193H169V195H171V197H172V195H175V189H178L177 187H176V184H175V181H174V179H176V178H178L177 176H176V174H178L177 172H178V170H176V165H177V163H176V160H174L173 162H172V164H166L164 161H163V159L161 158H159V157H161V155H159V157L158 158ZM174 157V156H173ZM189 157V156H188ZM194 157V156H193ZM193 157H192V159H193ZM212 157V156H211ZM214 157V156H213ZM221 157V156H220ZM229 157V156H228ZM235 157H236V155H235ZM255 157V156H254ZM258 157V156H257ZM264 157V156H263ZM167 158V157H166ZM165 158V159H166ZM176 158V157H175ZM187 158V157H186ZM190 158V157H189ZM215 158V157H214ZM213 158V159H214ZM225 158V157H224ZM223 158V159H224ZM230 158V157H229ZM238 158V157H237ZM236 158V159H237ZM242 158V157H241ZM244 159H247V156H245V157H243ZM249 158H251V157H249ZM197 159V158H196ZM196 159H194V160H196ZM201 159V158H200ZM206 159V158H205ZM210 158H208V160H209ZM217 160L218 159H220V158H216ZM216 159H214V160H216ZM222 159V158H221ZM220 159V160H221ZM232 159V158H231ZM234 159V158H233ZM259 159V158H258ZM263 159V158H262ZM173 160V159H172ZM225 160V159H224ZM241 160V159H240ZM249 160V159H248ZM252 160V159H251ZM256 160V159H255ZM169 161V160H168ZM203 161V160H202ZM206 161V160H205ZM222 161V160H221ZM230 161V160H229ZM234 161V160H233ZM257 161V160H256ZM167 162V161H166ZM187 162V161H186ZM207 162V161H206ZM206 162H204L203 161V163L205 164ZM227 162V161H226ZM235 162V161H234ZM246 162H247V160H246ZM257 162H259V160L257 161ZM261 162V161H260ZM259 162V163H260ZM170 163V162H169ZM189 163L191 164L192 163V161L190 162V160H189ZM196 163V162H195ZM222 163V162H221ZM221 163H219V165L221 164ZM228 164H229V162H227ZM230 163H232V162H230ZM239 163H240V161H239ZM258 163V164H259ZM186 164V163H185ZM184 164V165H185ZM200 162H199V166H200ZM209 164V163H208ZM208 164H207V166H208ZM211 164V163H210ZM214 164V163H213ZM227 164V165H228ZM258 164H250V169H252V173L250 174V176L248 177V178H246L245 180H236V181H234L235 183H237L238 185H241L242 186V191H243V193L244 194H246L247 193V195H248V193L250 194V192L252 191L253 192V194H255V197L257 196V198L259 197L260 199L257 201L258 203H257V205L256 204H254V205H256V206H254V207H257L260 211H262V213L264 212V174L262 175V176H260L259 174H258V172H259V170H260V168L257 166ZM260 164H262V163H260ZM169 165V166H168ZM183 165V164H182ZM202 165V164H201ZM218 165V164H217ZM216 165V166H217ZM224 165V164H223ZM231 165V164H230ZM247 165V164H246ZM181 166V165H180ZM189 166V165H188ZM191 166V165H190ZM204 166V165H203ZM215 166V167H216ZM236 166H237V164H236ZM235 166V167H236ZM239 166L241 167V165L239 164ZM245 166V165H244ZM262 166H263V164H262ZM179 167V166H178ZM184 167V166H183ZM185 167H187V166H185ZM196 167H197V164H196ZM209 168H208V171H207V173H206V171L205 172H203L201 175H200V171H202V170H200V171H198L199 172V175H200V178L202 179V183H201V185L199 186V185H197V184H193V186H195V187H199V194L201 195L200 196V198L199 199H201L202 198V196L203 197H208L209 195H208V193H210L211 192V194L213 193V194H215L217 197H219L220 199H222L224 202H227V203H225V205H226V207H228L229 208V210L230 211H234L235 209H236V211H237V208H241V206H243V204H240V201H241V199H243V198H240L239 200H238V198L237 197H235L236 196V191H234L235 189L234 188H229V187H227V185L229 184H227L226 183V181L229 179V180H231V174H229V173H226L227 175H223V176H221V175H218L219 173H220V170L219 171H217L216 169H212L210 166H208ZM221 167V166H220ZM226 167H228V166H226ZM226 167H225V170H226ZM232 167V166H231ZM230 167V168H231ZM264 167V166H263ZM207 168V167H206ZM222 168H224L223 166H222ZM242 168V167H241ZM178 169V168H177ZM180 169H181V167H180ZM186 169V168H185ZM191 169H192V167H191ZM194 169V168H193ZM221 169V168H220ZM229 169V168H228ZM237 168H235V170H236ZM244 169V168H243ZM187 170H188V168H187ZM237 170H239V169H237ZM245 170H246V172H247V168L246 169H244V172H245ZM262 170V169H261ZM264 170V169H263ZM181 171H183L182 169H181ZM197 171V170H196ZM231 171H232V169H231ZM240 171V170H239ZM242 171V170H241ZM175 172H176V174H175ZM180 172V171H179ZM184 172V171H183ZM195 172V171H194ZM235 172V171H234ZM260 173V172H259ZM187 174V173H186ZM195 174H197V173H195ZM221 174V173H220ZM225 174V173H224ZM238 174V173H237ZM114 175V174H113ZM112 175V176H113ZM181 175H182V173H181ZM198 175V174H197ZM183 176V175H182ZM185 176H187V175H185ZM194 176V175H193ZM239 176V175H238ZM191 177V176H190ZM196 178L197 177H199V176H195ZM236 177V176H235ZM241 177V176H240ZM188 178H189V176H188ZM192 178V177H191ZM233 178V177H232ZM239 178V177H238ZM180 180V179H179ZM189 180H190V178H189ZM205 180H209V182H206ZM192 181H193V179H192ZM199 181V180H198ZM204 181H205V183H204ZM233 181V180H232ZM184 182V181H183ZM186 182V181H185ZM187 182H188V180H187ZM187 182L185 183L186 185V187H191V184H189L188 183V186H187ZM197 182V181H196ZM158 183V182H157ZM178 184H180V182H177ZM191 183V182H190ZM199 183V182H198ZM225 183L227 184V185H225ZM235 183H233V184H235ZM182 185V183L180 184V187H182L181 186ZM237 185V186H238ZM153 186V185H152ZM159 186V185H158ZM178 186V185H177ZM184 186V187H185ZM231 186V185H230ZM235 186V185H234ZM185 187V188H186ZM175 188V189H174ZM237 188H239V187H237ZM180 189V188H179ZM191 189H193V188H191ZM234 189V190H233ZM190 190V189H189ZM237 190V189H236ZM163 191V190H162ZM180 191V190H179ZM185 191H186V189H185ZM198 191V190H197ZM164 192V191H163ZM181 192H182V190H181ZM184 192V191H183ZM188 192H190V191H188ZM193 192H195V191H193ZM238 192H240L239 190H238ZM241 193V192H240ZM244 194H243V196H244ZM252 194V195H253ZM179 195H181V199H183L182 198V196H183V194H179ZM188 195H189V193H188ZM161 196V195H160ZM193 196H195V194L194 195H192V197ZM212 196V195H211ZM214 196V195H213ZM240 196H241V194H240ZM250 196V195H249ZM189 197V196H188ZM197 197V196H196ZM215 197V196H214ZM213 197V198H214ZM242 197V196H241ZM245 197V196H244ZM252 197V196H251ZM254 197V196H253ZM191 198V197H190ZM212 198V197H211ZM216 198V197H215ZM246 199H248L247 197H245ZM244 198V199H245ZM166 199H167V197H166ZM177 198L175 197V201H177L178 202V199L176 200ZM186 199H188L187 198V196H186ZM192 199V198H191ZM209 199H210V197H209ZM208 199V200H209ZM217 199V198H216ZM251 199V198H250ZM172 200V199H171ZM180 200V199H179ZM203 200V199H202ZM207 200V199H206ZM211 200V199H210ZM221 200V201H222ZM253 200V199H252ZM251 200V201H252ZM173 201V200H172ZM182 202L184 201V200H181ZM187 201V200H186ZM188 201H189V199H188ZM192 201V200H191ZM212 202H213V200H211ZM210 201V202H211ZM222 201V202H223ZM247 201H250L249 199L247 200ZM163 202V201H162ZM174 202V201H173ZM193 202V201H192ZM198 202V201H197ZM199 202H201V201H199ZM204 202V201H203ZM207 202V201H206ZM219 202V201H218ZM170 203V202H169ZM176 203V202H175ZM186 203V202H185ZM190 203V202H189ZM208 203V202H207ZM219 203H221V202H219ZM244 204H246V202H243ZM249 203V202H248ZM253 203V202H252ZM255 203V202H254ZM154 204V203H153ZM192 204V203H191ZM191 204H190V206H191ZM194 204V203H193ZM211 204V203H210ZM236 204H240V205H238V206H236ZM165 205V204H164ZM176 205H178V204H176ZM183 205V204H182ZM186 205H188V204H186ZM209 205V204H208ZM212 205V204H211ZM223 205H224V203H223ZM185 206V205H184ZM197 206V205H196ZM199 206V205H198ZM203 206H205V205H203L202 204V206L201 207H203ZM210 206V205H209ZM215 206V205H214ZM221 206H222V204H221ZM253 206V205H252ZM177 208H178V206H176ZM180 207V206H179ZM181 207H183V206H181ZM186 207V206H185ZM213 207V206H212ZM217 207H218V205H217ZM244 207V206H243ZM196 208V207H195ZM200 208V207H199ZM208 208V207H207ZM221 208V207H220ZM225 208V207H224ZM245 208V207H244ZM249 208V207H248ZM251 208V207H250ZM256 208V209H257ZM191 209H193L192 208V206H191ZM197 209V208H196ZM210 209H211V206H210ZM218 209V208H217ZM221 209H223V208H221ZM242 209V208H241ZM255 209V208H254ZM180 210V209H179ZM194 210V209H193ZM192 210V211H193ZM209 210V209H208ZM224 210V209H223ZM225 210H227V209H225ZM183 211V210H182ZM212 211H214V209L212 210ZM219 210H217V212H218ZM239 211H241V210H239L238 209V211H237V214H238V212ZM254 211V210H253ZM186 212V211H185ZM189 212V211H188ZM191 212V211H190ZM196 212V211H195ZM202 212V211H201ZM200 212V213H201ZM209 212V211H208ZM220 212H222V211H220ZM249 212V211H248ZM199 213V215L201 216V214ZM205 212H203V214H204ZM216 213V212H215ZM231 213V212H230ZM246 214H248L247 212H245ZM251 213V212H250ZM257 213H259V211L257 210ZM190 214H192V213H190ZM193 214H194V212H193ZM207 214H209V213H207ZM211 214V213H210ZM209 214V215H210ZM221 214V213H220ZM225 214H226V212H225ZM229 214V213H228ZM235 214V213H234ZM233 214V215H234ZM260 214V213H259ZM181 215V214H180ZM184 215H185V213H184ZM189 214L187 213V216H188ZM208 215V216H209ZM241 215H242V213H241ZM253 215H255V213H253ZM264 214H262V216H263ZM195 216V215H194ZM206 215L204 214V217H205ZM212 216H214V215H212ZM218 216H219V214H218ZM244 216V215H243ZM247 216V215H246ZM177 217H179V216H177ZM176 217V218H177ZM192 217V216H191ZM220 217V216H219ZM230 217V216H229ZM254 217V216H253ZM186 218V217H185ZM227 218V217H226ZM234 218H235V215H234ZM233 218V219H234ZM250 218H251V216H250ZM178 219V218H177ZM181 219H182V217H181ZM189 219V218H188ZM192 219V218H191ZM206 219H207V217H206ZM205 219V220H206ZM218 219V218H217ZM248 219V218H247ZM255 219V218H254ZM257 219H259V217H257L256 216V220ZM179 220V219H178ZM187 220V219H186ZM197 220V219H196ZM204 220V219H203ZM204 220V221H205ZM219 220V219H218ZM245 220H246V217H245ZM245 220H244V224H246L245 223ZM250 220V219H249ZM253 220V219H252ZM256 220L254 221L255 222V224L257 225V223H256ZM260 220V219H259ZM259 220H257V222L259 221ZM187 221H189V220H187ZM186 221V222H187ZM192 221V220H191ZM203 221V222H204ZM211 221V220H210ZM212 221H214V219L212 220ZM222 221V220H221ZM229 221V223L231 224V222H230V220H228ZM232 221V220H231ZM238 221H239V218H238ZM185 222V221H184ZM183 222V223H184ZM185 222V223H186ZM206 223H208L207 221H205ZM204 222V223H205ZM220 222V221H219ZM218 222V223H219ZM223 222V221H222ZM235 222V221H234ZM243 222V221H242ZM262 222V221H261ZM174 223V222H173ZM180 223H182V222H180ZM185 223H184V225H185ZM188 223V222H187ZM186 223V224H187ZM211 223V222H210ZM227 223V222H226ZM238 223V222H237ZM250 223H253V222H250ZM260 223V222H259ZM176 224V223H175ZM178 224V223H177ZM197 224V223H196ZM199 224V223H198ZM212 224H213V222H212ZM224 224V223H223ZM244 224H242V225H244ZM180 225V224H179ZM183 225V224H182ZM183 225V226H184ZM188 225V224H187ZM190 225V224H189ZM193 225V224H192ZM211 225V224H210ZM215 225V224H214ZM222 225V224H221ZM232 225H233V223H232ZM235 225V224H234ZM247 225V224H246ZM202 226H203V224H202ZM205 226H206V224H205ZM250 226V225H249ZM248 226V227H249ZM259 226H261V224H259ZM180 227V226H179ZM207 227H209V226H207ZM212 228H213V226H211ZM215 227H217V225L215 226ZM226 227V226H225ZM232 227V226H231ZM263 227V226H262ZM261 227V228H262ZM178 228V227H177ZM177 228H174L175 229V231H176V229ZM191 228V227H190ZM190 228H189V230H190ZM194 228V227H193ZM192 228V229H193ZM200 228V227H199ZM199 228H197V229H199ZM206 228V227H205ZM221 228V227H220ZM227 228H228V226H227ZM233 228V227H232ZM238 228V227H237ZM244 228H246V227H244ZM249 228H251V227H249ZM260 228V229H261ZM172 229V228H171ZM181 229H182V227H181ZM191 229V230H192ZM209 230H210V228H208ZM229 229V228H228ZM257 229H258V227H257ZM185 230H187L186 228H185ZM190 230V231H191ZM195 230V229H194ZM203 230V229H202ZM222 230H223V227H222ZM233 230H234V228H233ZM232 230V231H233ZM238 230V229H237ZM243 229L241 228V231H242ZM246 230V229H245ZM245 230L243 231V232H245ZM256 230V229H255ZM259 230V229H258ZM174 231V230H173ZM179 233H180V231L179 230H177ZM193 231V230H192ZM205 231V230H204ZM203 231V232H204ZM207 232H208V230H206ZM211 231H212V229H211ZM224 231V230H223ZM230 231H231V229H230ZM231 231V232H232ZM236 231V230H235ZM250 231V230H249ZM249 231H247V234H249ZM196 232H197V230H196ZM202 232V231H201ZM206 232V233H207ZM216 232V231H215ZM218 233H219V230L217 231ZM225 232V231H224ZM227 232V231H226ZM177 233V232H176ZM178 233V234H179ZM205 233V232H204ZM205 233V234H206ZM211 233V232H210ZM209 233V234H210ZM234 233V232H233ZM252 233H253V231H252ZM196 234V233H195ZM220 234V233H219ZM227 234V233H226ZM237 235H239L238 233H236ZM236 234H235V236H236ZM242 234V233H241ZM246 234V233H245ZM255 234V233H254ZM256 234H257V232H256ZM180 235V234H179ZM189 235V234H188ZM192 235H193V232H192ZM198 235V234H197ZM196 235V236H197ZM213 235V234H212ZM211 235V236H212ZM214 235H216V233L214 234ZM253 235V234H252ZM258 235V234H257ZM184 236V235H183ZM191 235H189V236H187V238H189ZM217 236V235H216ZM221 236H222V234H221ZM224 237H226L225 235H223ZM242 236H244V235H242ZM241 236V237H242ZM255 236V235H254ZM175 237V236H174ZM193 237V236H192ZM231 237H232V235H231ZM248 237H249V235H248ZM247 237V238H248ZM179 238V237H178ZM186 238V239H187ZM212 238H215V237H213L212 236ZM217 238V237H216ZM221 238V237H220ZM240 238V235L238 236V239ZM246 238V239H247ZM258 238H259V236H258ZM181 239V238H180ZM196 239H197V237H196ZM202 239H203V237H202ZM209 239V238H208ZM211 239V238H210ZM210 239H209V242H210ZM227 239V238H226ZM236 239H237V237H236ZM242 239V238H241ZM244 239V238H243ZM242 239V240H243ZM250 239V238H249ZM249 239H247V242H248V240ZM254 240H255V238H253ZM262 239H264V236H263V238ZM175 240H176V238H175ZM184 240V239H183ZM194 240V239H193ZM234 240V239H233ZM240 240V239H239ZM245 240V239H244ZM258 240H260V239H258ZM177 241V240H176ZM180 241V240H179ZM187 241V240H186ZM189 241H190V239H189ZM200 240H198V242H199ZM205 241V240H204ZM203 241V242H204ZM246 241V240H245ZM244 241V243H247V242H245ZM251 240H249V242H250ZM257 241V240H256ZM262 241V240H261ZM217 242H219V240L217 241ZM240 242V241H239ZM252 242H253V240H252ZM194 243H195V240H194ZM200 243H202V242H200ZM205 243H207V242H205ZM224 243H226V242H224ZM241 243H242V241H241ZM251 243V242H250ZM262 243V242H261ZM197 244V243H196ZM199 244V243H198ZM223 244V243H222ZM221 244V245H222ZM229 244V243H228ZM236 244V243H235ZM240 243H238V245H239ZM183 246L185 245L186 246V244H182ZM193 245V244H192ZM207 245H208V243H207ZM209 245H210V243H209ZM225 245V244H224ZM251 245H253V244H249V246L250 247H252ZM258 245V244H257ZM262 245V244H261ZM181 246V245H180ZM216 246V245H215ZM214 246V247H215ZM220 246V245H219ZM223 246V245H222ZM230 246H232L231 244H230ZM241 246V245H240ZM246 246H247V244H246ZM182 247V246H181ZM205 247V246H204ZM204 247H202V248H204ZM211 247L212 246H210V249H211ZM225 247H227V245L225 246ZM234 247H236V246H234ZM238 247V246H237ZM262 247V246H261ZM199 248V247H198ZM202 248H201V250H202ZM208 248V247H207ZM233 248V247H232ZM242 248V247H241ZM243 248L244 249H246L245 248V246L243 245ZM256 249H257V247H255ZM264 248V247H263ZM178 249H180V248H178ZM182 249H183V247H182ZM209 249V248H208ZM231 249V248H230ZM250 249V248H249ZM196 250V249H195ZM200 250V249H199ZM201 250L199 251V253H201L202 254V252H201ZM224 250V249H223ZM226 250V249H225ZM225 250H224V252H223V254L224 253H226L225 252ZM235 250V249H234ZM254 249H252V251H253ZM258 250V249H257ZM260 250V249H259ZM262 250H264V249H262ZM198 251V250H197ZM204 251V250H203ZM213 251V250H212ZM221 251V250H220ZM240 251H242V250H240ZM222 252V251H221ZM220 252V254H222ZM232 252V251H231ZM238 252V251H237ZM250 252V251H249ZM248 252V253H249ZM264 252V251H263ZM180 253L182 254V252L180 251ZM190 253V252H189ZM215 253V252H214ZM217 253V252H216ZM215 253V254H216ZM235 253H236V251H235ZM240 253V252H239ZM244 253V252H243ZM258 253H261L260 251L258 252ZM185 254H187V253H185ZM191 254H192V252H191ZM190 254V256H192ZM205 254V253H204ZM210 254V253H209ZM209 254H207V255H209ZM218 254H219V250H218ZM242 254V253H241ZM246 254H247V252H246ZM253 254V253H252ZM251 254V255H252ZM257 254V253H256ZM255 254V256H258V255H256ZM262 254V253H261ZM264 254V253H263ZM206 255V254H205ZM206 255V256H207ZM227 255V254H226ZM239 255V254H238ZM183 256V255H182ZM185 256V255H184ZM183 256V257H184ZM188 256V255H187ZM195 256V255H194ZM230 256H231V254H230V252H229V258H230ZM234 256V255H233ZM243 256H245L244 254H243ZM246 256H248V255H246ZM253 256V255H252ZM255 256H254V258H255ZM186 257V256H185ZM193 257V256H192ZM216 258L217 257H219V256H215ZM241 257V256H240ZM249 257V256H248ZM187 258V257H186ZM195 258V257H194ZM198 258V257H197ZM203 258V257H202ZM207 258H210V262H209V264H218V261L220 262V260H218L217 262L215 261V259L212 257V256H207ZM227 258V257H226ZM258 258H260V257H258ZM217 259H219V258H217ZM223 259V258H222ZM231 259V258H230ZM238 259V258H237ZM242 259V258H241ZM224 260V259H223ZM191 261V260H190ZM196 261L197 260H195V263H196ZM200 261V260H199ZM199 261H198V263H199ZM204 261H205V259H204ZM225 261V260H224ZM230 261V260H229ZM229 261H227V262H229ZM235 262H236V260H234ZM242 261H243V259H242ZM186 262H188V261H186ZM192 262V261H191ZM203 262V261H202ZM231 262V261H230ZM240 262V261H239ZM190 263V262H189ZM197 263V264H198ZM244 263H245V261H244ZM248 263V262H247ZM261 263V262H260ZM181 264V263H180ZM191 264V263H190ZM227 264V263H226ZM239 264V263H238ZM249 264V263H248ZM252 264V263H251ZM253 264H258V263H255L254 261H253Z\"/></svg>",
	"mask_w": 264,
	"mask_h": 264
}]
</instances>
